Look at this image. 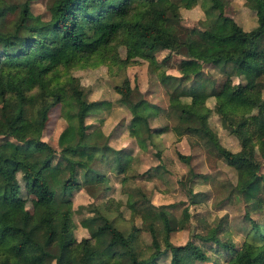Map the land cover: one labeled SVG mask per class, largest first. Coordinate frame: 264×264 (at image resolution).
<instances>
[{
    "label": "trees",
    "instance_id": "trees-1",
    "mask_svg": "<svg viewBox=\"0 0 264 264\" xmlns=\"http://www.w3.org/2000/svg\"><path fill=\"white\" fill-rule=\"evenodd\" d=\"M198 1L204 14L201 26H183L178 9ZM262 1L255 9V25L244 29L222 11L223 0H46L47 19L31 14L28 0H0V264H120L123 257L130 264H159L163 259L167 264H264V174L251 173L241 188L233 185L217 199L219 205L239 200L245 208L240 242L228 238L227 213L219 216L209 235L199 237L220 250L222 258L211 259L193 239L172 243L170 234L188 223L189 210L183 207L178 216L175 203H160L155 206L157 217L142 226L141 209L128 207L134 201L128 195L139 191L129 183L135 177L161 176L149 168L133 169L134 156L125 148L110 146L111 135L100 127L101 119L98 124L85 121L89 115L97 116L108 102L83 99L81 81L71 71L75 64L96 58L112 73L124 68L133 55L155 68L156 52L177 40L184 49L177 48L176 53L185 55L174 63L179 74L161 70L158 75L168 97V115L194 120L197 126L187 124L181 133L191 137L201 132L227 164H249L241 139L236 151L224 147L208 117L216 113L219 124L239 137L240 94L246 89L240 78L251 73L264 87ZM12 12L14 18L5 22V14ZM115 45L124 49L123 58ZM191 48H202L203 57L187 56ZM202 64L218 69L220 79L206 76ZM69 87L75 90L77 104L68 99ZM113 89L129 110L123 123L126 141H133L139 150L156 145L153 140L168 126L150 123L162 109L140 96L126 73ZM209 98L212 106L207 105ZM9 105L14 106L13 121L25 120L39 132L48 111L59 105L65 123L56 148H43L39 137H14L5 116ZM153 154L159 159V151ZM175 154L185 163L191 157ZM109 174L120 183L132 220L129 225L118 226L110 218V213L116 211L121 217V212L120 199L108 198ZM188 174L190 179L195 172ZM198 176L214 185L208 174ZM80 187L91 197L105 200L76 206L77 211L88 212L80 218L85 234L76 239L70 197ZM193 196L188 200L200 202ZM28 197L32 198L30 208L25 205ZM141 230L151 239L148 254L139 252Z\"/></svg>",
    "mask_w": 264,
    "mask_h": 264
},
{
    "label": "rangeland",
    "instance_id": "rangeland-1",
    "mask_svg": "<svg viewBox=\"0 0 264 264\" xmlns=\"http://www.w3.org/2000/svg\"><path fill=\"white\" fill-rule=\"evenodd\" d=\"M5 3H14L20 0H3ZM46 0H28V8L32 15H39L42 19H47L49 14L45 5ZM263 3L262 0H223L222 11L233 18L241 28L248 29L256 23V8ZM180 23L183 26H201L204 18L199 1L190 7L178 9ZM14 13L5 14V22H9L14 18ZM116 46V45H115ZM184 49L177 40L170 42V47L160 49L154 55L157 61V67L151 66L146 60L133 55L127 59L124 68L117 69L110 73L104 62L95 61L96 58L87 59L84 62L75 64L71 71L77 75L82 85V97L86 100L104 99L108 104L98 113L97 116L89 115L85 118L86 122L98 124L101 119L100 127L110 133L108 140L111 147L118 149L120 147L127 149L130 157L133 155L132 166L138 172H142L149 168L150 173L161 177H135L129 184L137 187L139 191L131 193L127 198H133L134 201L128 207L141 209V219L143 225L148 224L153 218L157 217L155 206L160 203H175V213L180 216L181 209L186 207L190 215L188 223L179 230H175L170 234L172 243L181 244L188 239L196 241L200 247L207 253L208 257L218 259L222 258L220 250L216 251L214 245H208L200 240L199 237L207 236L212 227L219 220V216L227 213L229 216L228 238L236 243L242 239L244 225L243 213L244 206L239 200L234 203H221L216 201L219 197L226 194L227 190L235 185L241 188L245 184V180L250 177L253 172L264 174V87L261 82L255 79L251 73L243 74L240 78L245 84L246 89L240 94V102L243 106V112L238 118V134L239 137L229 134L224 127L219 124L217 114H210L208 123L217 131L219 141L224 147L231 151L239 149V140L245 145L248 158L251 160L249 164H227L223 158L215 151L214 147L207 142V139L201 132L191 137L182 134L180 129L186 127L187 124L196 125L191 118L182 117L180 119L172 118L168 115V97L165 88L159 81V72L165 70L167 73L179 74L175 69L174 63L185 55L177 54L176 50ZM229 47H224L228 49ZM121 58L124 57V49L116 46ZM184 51V50H183ZM187 56L200 59L204 55V50L192 49L186 51ZM203 71L211 80L220 79L221 74L216 68H211L207 64H202ZM71 72V73H72ZM128 76L130 85H136L138 94L151 103L159 106L162 111L158 114L156 120L151 121V125L158 127V124L164 123L168 126L163 132L159 133V137L153 140L156 145L148 147L146 150H139L133 141L127 142L124 135L125 128L123 126L124 119L129 117V110L124 104L126 101L119 96L113 89V85L122 79V75ZM235 78V81H238ZM68 99L74 103H78L75 90L71 87L67 88ZM136 96V94H135ZM133 96V97H135ZM213 99L207 100V105L212 106ZM5 116L10 121V131L14 137L34 138L39 137L43 144V148L48 150L55 147L57 135L64 125V120L60 116L59 105L53 106L48 111L47 119L43 129H38L30 125L25 120H14V106L6 107ZM197 126V125H196ZM240 138V139H239ZM159 151V159L153 154ZM129 152H131L129 154ZM191 154L188 163H185L177 157V154ZM108 154H111L110 151ZM132 154V155H131ZM163 164L159 167L155 165ZM1 169V168H0ZM189 170L195 172L194 176L189 179ZM198 174H208L214 185L207 181H203ZM108 175V173H107ZM80 177V176H79ZM108 183L111 189L108 190V198L120 199L118 210L121 217L114 211L110 213L111 219H116L118 226L129 225L131 223L130 212L125 208L124 197L120 191V183L116 177L109 174ZM224 184V185H222ZM223 186H227L224 190ZM192 191H191V190ZM193 192V193H192ZM194 195L193 198L200 202H191L188 196ZM99 197V196H98ZM91 197L85 188L80 187L74 190L70 197L73 215L71 218L72 233L76 239L85 234L81 226V215L88 214L84 209L76 210L79 203L87 204L98 203L103 204L105 197ZM107 198V199H108ZM31 197L26 200V208H30ZM264 212V211H263ZM253 216H261L253 214ZM264 213H262V217ZM116 217V218H115ZM135 222L140 223L139 217L133 218ZM139 252L148 254L152 250L151 239L146 231L141 230L139 235ZM219 256V257H218ZM218 257V258H216ZM52 261V258L47 257ZM120 264H130L127 257H123ZM159 264H167V259L161 260ZM210 264V262L201 263Z\"/></svg>",
    "mask_w": 264,
    "mask_h": 264
}]
</instances>
